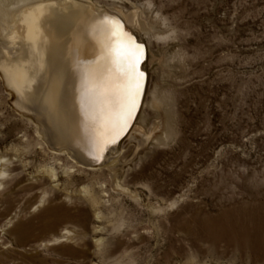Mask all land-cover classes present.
Instances as JSON below:
<instances>
[{
  "label": "rangeland",
  "instance_id": "obj_1",
  "mask_svg": "<svg viewBox=\"0 0 264 264\" xmlns=\"http://www.w3.org/2000/svg\"><path fill=\"white\" fill-rule=\"evenodd\" d=\"M92 3L166 30L144 38L166 101L88 169L47 149L0 72V264H264L207 237L222 212L264 214V0Z\"/></svg>",
  "mask_w": 264,
  "mask_h": 264
},
{
  "label": "bare ground",
  "instance_id": "obj_2",
  "mask_svg": "<svg viewBox=\"0 0 264 264\" xmlns=\"http://www.w3.org/2000/svg\"><path fill=\"white\" fill-rule=\"evenodd\" d=\"M108 6L92 0H0V72L15 91L20 112L32 117L48 150L64 153L88 169L106 165L133 134L141 138L158 115L145 112L159 111L166 101L159 85L149 87L147 73V45L166 39V30L151 33L136 8L124 13L113 3ZM105 17L122 25L123 33L144 49L145 62L138 65L143 81L134 115L115 141L100 151L95 142L112 128L108 98L94 89L83 109L80 98L86 86L100 84L113 68L106 52L111 42L99 26ZM5 43L11 46L9 51ZM152 72L160 78L158 67ZM4 176L0 165V185ZM207 229L211 245L223 243L239 258L264 260V214L257 210L222 212Z\"/></svg>",
  "mask_w": 264,
  "mask_h": 264
},
{
  "label": "snow or ice",
  "instance_id": "obj_3",
  "mask_svg": "<svg viewBox=\"0 0 264 264\" xmlns=\"http://www.w3.org/2000/svg\"><path fill=\"white\" fill-rule=\"evenodd\" d=\"M99 26L107 32L111 42L106 52L113 68L100 84L86 86L80 102L82 109L85 108L94 89L98 90L100 97L108 98L107 107L113 117L112 128L95 142V146L102 151L104 145L114 142L125 130L134 115L142 89L143 73L138 70V65L144 57V49L127 37L122 25L116 21L105 17Z\"/></svg>",
  "mask_w": 264,
  "mask_h": 264
},
{
  "label": "water",
  "instance_id": "obj_4",
  "mask_svg": "<svg viewBox=\"0 0 264 264\" xmlns=\"http://www.w3.org/2000/svg\"><path fill=\"white\" fill-rule=\"evenodd\" d=\"M132 37V36H131ZM135 42V41H134ZM136 43V42H135ZM136 44H138V43H136ZM139 45V44H138ZM145 56V55H144ZM143 61H144V59H143ZM142 63V62H141ZM140 65V64H139ZM143 73V72H142ZM144 80H145V77H144ZM145 83V82H144ZM144 83H143V86H144Z\"/></svg>",
  "mask_w": 264,
  "mask_h": 264
},
{
  "label": "flooded vegetation",
  "instance_id": "obj_5",
  "mask_svg": "<svg viewBox=\"0 0 264 264\" xmlns=\"http://www.w3.org/2000/svg\"><path fill=\"white\" fill-rule=\"evenodd\" d=\"M145 62V61H144Z\"/></svg>",
  "mask_w": 264,
  "mask_h": 264
}]
</instances>
